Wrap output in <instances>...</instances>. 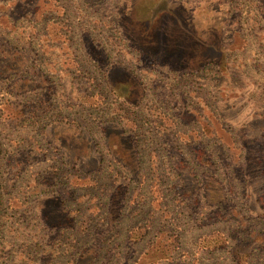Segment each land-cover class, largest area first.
Masks as SVG:
<instances>
[{
	"label": "rangeland",
	"instance_id": "374dc122",
	"mask_svg": "<svg viewBox=\"0 0 264 264\" xmlns=\"http://www.w3.org/2000/svg\"><path fill=\"white\" fill-rule=\"evenodd\" d=\"M0 264H264V0H0Z\"/></svg>",
	"mask_w": 264,
	"mask_h": 264
}]
</instances>
